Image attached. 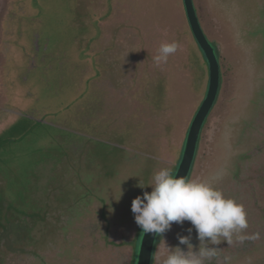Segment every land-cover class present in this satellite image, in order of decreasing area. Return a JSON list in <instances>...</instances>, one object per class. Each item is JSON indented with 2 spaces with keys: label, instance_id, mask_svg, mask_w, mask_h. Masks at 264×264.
Listing matches in <instances>:
<instances>
[{
  "label": "rangeland",
  "instance_id": "374dc122",
  "mask_svg": "<svg viewBox=\"0 0 264 264\" xmlns=\"http://www.w3.org/2000/svg\"><path fill=\"white\" fill-rule=\"evenodd\" d=\"M194 2L224 83L188 179L215 184L207 164L208 176L236 170V154L259 139L264 0H218L224 24ZM194 40L182 0H0V264H131L141 230L132 201L156 171L174 173L207 90ZM169 42L179 47L157 66ZM232 93L225 116L240 119V142L221 132ZM248 198L236 201L252 219Z\"/></svg>",
  "mask_w": 264,
  "mask_h": 264
},
{
  "label": "clouds",
  "instance_id": "9594fccd",
  "mask_svg": "<svg viewBox=\"0 0 264 264\" xmlns=\"http://www.w3.org/2000/svg\"><path fill=\"white\" fill-rule=\"evenodd\" d=\"M178 47L176 42L162 43L153 58L154 63L157 66L167 63ZM138 187L145 188L140 184ZM149 187L152 191H145L133 199L131 207L142 233L163 236L173 223L183 225L189 221L200 241L199 251H194L191 243L193 228L188 229V236L177 237L180 245L187 246V252L180 247L173 249L162 240L161 247L165 253L160 264H205V260L217 257L221 251L212 245L226 241L231 246L234 240L243 242L260 238L259 233L252 236L244 234L248 219L243 204L225 197L211 181L186 179L175 176L171 169L162 168L153 174ZM229 259L225 257L226 264Z\"/></svg>",
  "mask_w": 264,
  "mask_h": 264
},
{
  "label": "flooded vegetation",
  "instance_id": "af4514ba",
  "mask_svg": "<svg viewBox=\"0 0 264 264\" xmlns=\"http://www.w3.org/2000/svg\"><path fill=\"white\" fill-rule=\"evenodd\" d=\"M207 1L208 3H210L212 13L217 15L220 19H222L221 21L223 23L225 19L219 15V11L216 9V3H218V0H207ZM214 43L217 46L219 58H220L221 52L219 45L217 42ZM234 43L235 45L238 46L236 41ZM220 66H221V78H222L221 86L218 97L216 99V102L212 110L214 109V107H217L216 106L217 104H219L222 94L224 74L222 71V65L220 64ZM230 100L228 101V103L227 101L226 103L225 102L223 103V105L226 106L222 110L223 111L222 114H224V118L220 122L222 129L221 132L223 131V128L224 129L226 128L234 132L240 120L238 119L237 116L234 117V120L231 118L227 119V117L225 116L227 113V108L232 103L233 104L235 103L236 100L235 93H232V97L230 98ZM212 110L209 116L211 115ZM252 120H253L252 121L253 128H255V132H253V134L256 137H259V139L255 140L251 144V146L245 149V151L237 154L235 153L237 156L236 167L238 169L232 170L229 168H224L221 169L219 172L208 176L206 174L208 169L207 168L208 164H207L205 171L203 173V177H209L211 179L217 180L215 181L216 182L215 184L213 183L214 186L217 189L221 190L224 193L225 197L227 198H233L235 200L240 201L242 199L249 197L247 201L249 200L252 201L254 203L253 205L254 207L248 206L251 207V209H248V211H251L250 214L252 219H248V228L245 230L244 234L248 236H252L256 233H259L260 238L249 239L243 242L234 240L231 246L228 245L226 241L221 242V244L219 245H212V247H216L221 251L218 253L217 257L211 260H205V264H226L225 257L230 258L227 261V264H264V99L260 107V110L256 112V114H254ZM235 132H237V130ZM231 137L232 139H236V138L238 139L239 133L237 132L235 136L231 135ZM237 139L235 140V142L237 141ZM237 142H240V140ZM198 154H199V150H198ZM188 227L193 228V231L191 232V240H192L191 243L194 246L193 250L199 251L200 241L197 239V232L195 231L192 224H189ZM188 229H185L180 234L185 233L184 236H188L189 235ZM164 234L163 236H159L157 240L154 251L153 264H159V261H161L164 258V253H165L164 248H163V252L160 253V255H157V250L159 249V245L162 239L164 238ZM177 237L178 236L167 235L166 239L170 241L169 244L167 245L173 249L175 247H180L182 250L187 252L188 250L187 246L180 245ZM137 240H136V244H137ZM249 255H251L252 258L246 261L247 259L246 257H248ZM244 259L246 262H244ZM133 262L134 259L132 260L131 264H133Z\"/></svg>",
  "mask_w": 264,
  "mask_h": 264
},
{
  "label": "water",
  "instance_id": "95a60500",
  "mask_svg": "<svg viewBox=\"0 0 264 264\" xmlns=\"http://www.w3.org/2000/svg\"><path fill=\"white\" fill-rule=\"evenodd\" d=\"M182 1L190 30L205 58L209 75L205 97L189 126L183 149L174 172L175 176L188 179L197 154L201 132L220 91L221 66L217 46L209 40L203 30L194 0ZM157 240L158 236L156 234H144L141 229L133 264H152Z\"/></svg>",
  "mask_w": 264,
  "mask_h": 264
},
{
  "label": "trees",
  "instance_id": "16d2710c",
  "mask_svg": "<svg viewBox=\"0 0 264 264\" xmlns=\"http://www.w3.org/2000/svg\"><path fill=\"white\" fill-rule=\"evenodd\" d=\"M194 42H195V40H194ZM195 45H196V43H195ZM196 47H197L198 50L200 49V48L198 47V45H196ZM200 51H201V50H200ZM202 56H203V54H202ZM203 59H204V63L207 64L206 61H205L204 56H203ZM174 172H175V171H174ZM173 174H174V173H173ZM137 242H138V240H137Z\"/></svg>",
  "mask_w": 264,
  "mask_h": 264
}]
</instances>
